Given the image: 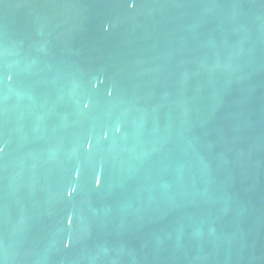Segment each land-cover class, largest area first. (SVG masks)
I'll list each match as a JSON object with an SVG mask.
<instances>
[{
	"label": "water",
	"instance_id": "water-1",
	"mask_svg": "<svg viewBox=\"0 0 264 264\" xmlns=\"http://www.w3.org/2000/svg\"><path fill=\"white\" fill-rule=\"evenodd\" d=\"M0 264H264V0H0Z\"/></svg>",
	"mask_w": 264,
	"mask_h": 264
}]
</instances>
